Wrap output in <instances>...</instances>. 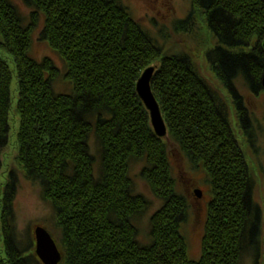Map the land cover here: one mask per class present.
Segmentation results:
<instances>
[{
  "label": "trees",
  "instance_id": "1",
  "mask_svg": "<svg viewBox=\"0 0 264 264\" xmlns=\"http://www.w3.org/2000/svg\"><path fill=\"white\" fill-rule=\"evenodd\" d=\"M24 1L34 9L31 21L43 16L41 41L59 54L72 90L54 92L57 68L29 55L33 25L22 23L10 0H0V264H41L33 240H19L15 227L17 173L52 208L50 227L59 239L61 264H239L253 248L259 258L261 209L227 102L189 56L159 45L122 0ZM191 5L188 17L174 27L184 30L195 11L203 18L213 43L204 59L250 139L251 116L235 85L264 93V0H191ZM154 63L151 91L167 127L165 139L154 135L136 93L138 79ZM12 113L18 121L17 165L6 171ZM91 135L98 147L96 171ZM167 140L193 168H203L211 189L201 257L194 262L181 233L189 206L177 193ZM134 162L144 163L142 178L163 202L149 219L147 244L138 241L135 224L147 202L133 192Z\"/></svg>",
  "mask_w": 264,
  "mask_h": 264
},
{
  "label": "rangeland",
  "instance_id": "2",
  "mask_svg": "<svg viewBox=\"0 0 264 264\" xmlns=\"http://www.w3.org/2000/svg\"><path fill=\"white\" fill-rule=\"evenodd\" d=\"M15 6L17 13L25 26L32 27V46L30 49V57L37 61L49 59L58 70V77L54 83V92L57 94L68 95L72 86L64 82L65 65L59 54L54 52L46 42L41 41V32L44 22L41 14L35 17V21H31L34 11L24 0H10ZM124 6L130 9L133 18L145 29L151 38L158 41L159 45L165 46L172 52L179 54H187L199 74L206 80L212 89L219 92L223 101L227 102V110L231 114V123L233 132L236 134L239 144L242 147L243 154L246 157V163L249 166L250 174L253 178V198L254 202L261 209L262 232L259 239V258L257 251H247L239 261V264H264V93L257 96L253 91L246 89L242 83L236 82V90L243 100V105L249 112L251 118L249 122L252 127V136L248 139L238 127L232 104L225 90L220 83L215 80L212 70L204 59V53L212 47V37L204 26L203 18L195 11L194 21L188 24L184 30L176 29L174 24L177 21H184L188 13L192 10L191 0H122ZM11 65V63H10ZM156 67L154 63L151 67ZM11 96L13 105L15 103V81L11 85ZM14 108V106H13ZM12 120V121H11ZM13 134L10 138L11 148L8 149L7 158L5 159L6 171L16 168L15 165V128L18 126L16 117L13 113L9 119ZM250 124V123H249ZM251 132V131H250ZM168 145L171 148L170 162L172 176L176 182L177 193L183 195L187 200L189 209L185 223L182 226L186 243L188 244L187 255L190 261H197L201 257L202 238L204 236V226L207 217V207L211 202V189L208 184V178L203 168H193L186 157L182 155L179 148L175 147L169 140ZM90 152L96 158L95 171L98 169V147L96 139L91 135L89 142ZM143 162H134L130 165L129 176L133 182V192L140 195L147 202V208L138 217L135 222L138 229V241L141 244L148 243L149 219L162 206L163 202L158 200L146 181L142 178ZM5 171V172H6ZM17 190L16 199L13 203V213L15 219V227L19 240L31 238L36 227H44L47 229L51 237L55 240L57 247L59 239H56L51 224L52 208L48 207L39 196V188L27 181L23 175L17 173ZM6 176V174H5ZM202 192L201 199H197L195 191ZM34 243V240H33ZM62 263V262H61Z\"/></svg>",
  "mask_w": 264,
  "mask_h": 264
},
{
  "label": "water",
  "instance_id": "3",
  "mask_svg": "<svg viewBox=\"0 0 264 264\" xmlns=\"http://www.w3.org/2000/svg\"><path fill=\"white\" fill-rule=\"evenodd\" d=\"M264 51V39L261 41ZM156 68L149 67L143 71V74L137 81L136 93L150 115V125L152 126L154 135L160 139L167 138V127L161 115L160 106L157 103L154 94L151 91V80L154 76ZM261 87L264 89V72L262 74ZM197 199H201L202 192L195 191ZM35 243V255L41 264H60L62 262V254L58 249L55 240L44 227H36L33 233Z\"/></svg>",
  "mask_w": 264,
  "mask_h": 264
}]
</instances>
